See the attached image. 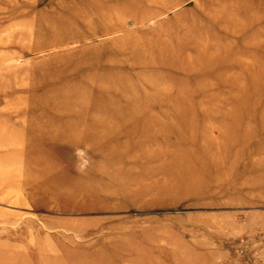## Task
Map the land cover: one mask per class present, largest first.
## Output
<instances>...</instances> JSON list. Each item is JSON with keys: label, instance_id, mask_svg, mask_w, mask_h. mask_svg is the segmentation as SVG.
I'll return each instance as SVG.
<instances>
[{"label": "rangeland", "instance_id": "obj_1", "mask_svg": "<svg viewBox=\"0 0 264 264\" xmlns=\"http://www.w3.org/2000/svg\"><path fill=\"white\" fill-rule=\"evenodd\" d=\"M0 264H264V0H0Z\"/></svg>", "mask_w": 264, "mask_h": 264}]
</instances>
